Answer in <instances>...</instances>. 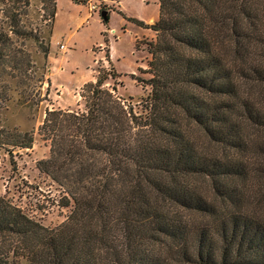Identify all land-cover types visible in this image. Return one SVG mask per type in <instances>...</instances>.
I'll return each mask as SVG.
<instances>
[{
	"label": "trees",
	"instance_id": "1",
	"mask_svg": "<svg viewBox=\"0 0 264 264\" xmlns=\"http://www.w3.org/2000/svg\"><path fill=\"white\" fill-rule=\"evenodd\" d=\"M30 4L0 0V105L6 77L33 87ZM150 27L142 112L101 70L85 111L46 110L39 167L72 208L49 228L0 194V264H264V0H159ZM33 142L0 126L10 152Z\"/></svg>",
	"mask_w": 264,
	"mask_h": 264
},
{
	"label": "rangeland",
	"instance_id": "2",
	"mask_svg": "<svg viewBox=\"0 0 264 264\" xmlns=\"http://www.w3.org/2000/svg\"><path fill=\"white\" fill-rule=\"evenodd\" d=\"M51 8L48 0H31L23 17L33 32L25 41L35 63L33 87L22 94L16 80L5 78L12 98L0 105V126L11 132H33L34 142L32 147H17L12 152L0 146V194L44 226L54 228L67 219L72 206L61 205L64 188L39 167V161L50 155V141L38 131L46 110L62 103L73 107L63 109L85 111L84 85L78 86L83 78L99 75L101 70L104 87L142 112L151 86L135 76L151 77L141 69L148 67L150 44L157 37L150 25L159 19V0H103L95 12L89 9L88 0H57L55 19L50 16Z\"/></svg>",
	"mask_w": 264,
	"mask_h": 264
},
{
	"label": "crops",
	"instance_id": "3",
	"mask_svg": "<svg viewBox=\"0 0 264 264\" xmlns=\"http://www.w3.org/2000/svg\"><path fill=\"white\" fill-rule=\"evenodd\" d=\"M56 17V16H55ZM61 45L62 44H60V48H61ZM64 45V44H63ZM100 49H101V47H99ZM61 49H66V46L64 45V47H62ZM110 54V53H109ZM108 62L110 63V60L108 59ZM98 72H96L95 73V75L94 76H91V77H85V78H83L82 79V81L80 82V84H79V86H78V89L79 88H81V86H83L86 82H88V81H95L96 79H97V76H98V74H97ZM51 84H52V82H51ZM63 91H61V97H63V93H62ZM73 108L72 106H70V105H68V106H65V105H63L62 103H60V104H57V103H55L54 104V108ZM51 108H53V107H51Z\"/></svg>",
	"mask_w": 264,
	"mask_h": 264
},
{
	"label": "built area",
	"instance_id": "4",
	"mask_svg": "<svg viewBox=\"0 0 264 264\" xmlns=\"http://www.w3.org/2000/svg\"><path fill=\"white\" fill-rule=\"evenodd\" d=\"M103 0H88V4H89V9L92 11V12H95L97 10H100V7H101V2ZM64 47V45L62 44L61 45V48Z\"/></svg>",
	"mask_w": 264,
	"mask_h": 264
},
{
	"label": "water",
	"instance_id": "5",
	"mask_svg": "<svg viewBox=\"0 0 264 264\" xmlns=\"http://www.w3.org/2000/svg\"><path fill=\"white\" fill-rule=\"evenodd\" d=\"M102 16H103V18H106L107 17V12L103 11Z\"/></svg>",
	"mask_w": 264,
	"mask_h": 264
}]
</instances>
